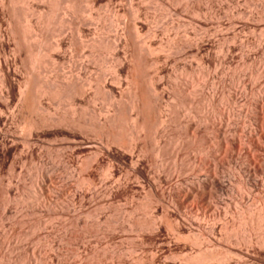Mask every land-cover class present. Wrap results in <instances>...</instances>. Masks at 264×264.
Instances as JSON below:
<instances>
[{"label": "rangeland", "instance_id": "374dc122", "mask_svg": "<svg viewBox=\"0 0 264 264\" xmlns=\"http://www.w3.org/2000/svg\"><path fill=\"white\" fill-rule=\"evenodd\" d=\"M14 1L17 2V0ZM14 1L12 0L11 5L9 2H6L8 5L6 4L3 11H0V38L3 37L0 39V59L3 60L4 57H9V59H7L9 60L8 63H10L8 67L11 74L9 72L10 75L8 77L16 79L13 82V80L11 81V78H9L12 86H15L12 90V94L9 96L10 100L7 102L10 109L14 110L15 104H18L17 91L15 88L19 82H22V77L26 76L27 71V68L24 67L25 56L23 52L21 54L16 52L17 45H23L26 42L28 44V41H31L27 40L30 36L27 35L29 32L22 33L21 27H24V24L29 22V24L34 25L33 23L37 22V17L40 12L43 15V19L40 21L42 26H40L44 29V36L48 38H45L46 41L45 39H40V45L46 43L42 45L44 54L46 53L45 55L48 56L55 55L53 52L50 53L47 48L49 49L50 43L53 42L52 36L56 35L53 37L54 41H61L63 45L62 50L63 52H67L66 58H68L60 62V67H58L59 69L57 68L58 71L56 69V72L50 70L51 68L48 67L46 70L48 73L46 75L45 72V76L49 77V75L52 74L50 78L53 77V75L56 77L57 73V77H59L63 73L67 76L74 75V78L78 74V76H80L79 79H83L82 82L89 79L94 81L92 82L93 84H91L92 88L90 86L86 87L88 88L87 91L85 90L87 96L85 92L83 95L88 97L87 99L86 97L84 98L86 103L92 100L89 99V96L92 98L95 95L93 97V99H97L95 103L92 100L93 102L91 101L88 107V103H84L85 101L83 102L81 100L77 102L79 104H84V108L86 107V111H80L81 113L79 115L81 119L84 120L85 117L86 121V119L90 120L92 116L95 118L94 112L98 115L101 110H106V107L112 111L113 108L111 109L110 106L112 99L121 103L120 108L123 111V115L125 114V117L129 115L128 113L130 112L127 110L129 97L128 93H126L130 90L128 83L126 82V84L125 81H123L122 84L124 87L121 86L122 88H114L108 84L112 79V75H110L111 72L107 71V69H109V62L113 58V53L109 50V44L112 43V41L119 42L123 38L119 42V45H121L119 46L120 49L118 48L115 53L118 51V55L121 53L119 57L123 65L120 68V75L123 76L122 79H126V74H130L132 71V66L130 61H128V54L133 47L131 34L137 32V30L139 32H137V34L140 36L138 41L140 42L141 40V45L147 44L145 47L150 45V47L153 48L152 50L158 53V55L156 53L153 57L165 58L168 56V60H166V62H168L165 64L167 67L163 68L164 76L162 74L163 77L160 79L161 82L163 81V84L159 81L158 85L160 84L159 86L161 87H158L159 91L164 92L167 90L164 92V103L166 101L167 104L168 102L172 104L171 106L168 104L170 106V112L168 111L164 114L169 128H167V132L165 130L164 133L159 127H153L141 132H145L144 134H139L142 140L140 139V142L138 141V146L142 150H136V154L141 158L139 159L138 169H141L139 170L142 175H138L134 171V163H130L131 158L128 156L130 145L134 144L132 140H130L131 135L128 131H125L127 134L122 132L121 134H124L122 135V143L124 144L121 148L122 150L124 149V152L115 144L111 145V149L120 155L123 154L122 158L124 157L125 159V166L119 164L116 160L113 163H109L106 159H104V161L102 160L103 164L100 163L99 166L94 164V166L96 165L98 167H94L96 172H92V175H94L93 181L98 189H96V192L92 191L93 195L90 192H88V194L85 193L87 191L84 189L86 186L81 184V181L77 178L84 175V173H81L84 169L82 165L90 160L89 158L96 156L97 150H94L93 153L85 154L81 153L79 150L78 152L69 141L65 142L59 139V141L52 140L53 143L52 141H50V143L48 140L45 143H37L38 145L36 144L35 147V158L22 160L23 164L22 161H16V163H14L15 161H13L14 159L10 152L13 148L9 149V151L5 150L4 146L0 143V264H36L38 262L40 263V259L43 256H48L44 257V259L53 258V264H58L57 262L55 263V261L59 258H61V260L59 259L61 262L59 264H264V172H262L264 171V0H75L73 1L75 5H72L73 2L68 3L71 4V6L69 5L70 12L64 10L65 7H67L65 6L66 0H56V4L53 2V7L51 6L53 5L51 4L52 2L49 3L48 1L54 0H24V2L23 0H19L17 3L19 4L20 2L21 4L17 7L16 16L20 18L19 9L23 8L25 11H28V17L25 14L23 15L25 20L27 17L28 21H24V18L21 17L20 20L17 21L18 23L21 22L20 24L14 22L17 20L16 16L13 21V16H11L12 14L10 13L9 5L12 7L14 3L15 9L16 5H18L15 4ZM22 3H24V5ZM44 14L47 15L45 16ZM47 17H49V19H46ZM43 22L45 23L43 24ZM31 28L35 29L33 26ZM50 29H52L53 32L50 33V31H52ZM13 31L16 35L12 34ZM55 32L57 33L55 34ZM119 32L121 35L118 34ZM234 32L236 33L235 36H237L235 45L231 42V36H233ZM49 34L52 35L49 36ZM196 34H199L202 38L195 40ZM185 36H189L187 38L188 40H193L191 41V44H193L191 50H187L185 54L184 52L181 53L182 55H177L174 52L170 53L166 43L168 44V42L172 40L174 44L182 45L181 42H183L182 40ZM50 38L51 41H49ZM116 38L121 39L116 40ZM127 38H130V41ZM226 39L227 41H225ZM48 41L50 42L49 44ZM18 42L20 44H17ZM90 44L94 46L92 45V47ZM95 45L96 48H94ZM67 46L70 49H68ZM101 46L103 49H101ZM125 46L126 50L124 49ZM28 47L30 50L35 48L33 44L30 46L28 45ZM163 48H165V50ZM94 49L96 51H94ZM221 49H223V51H220ZM126 51L130 52L126 55L124 53ZM71 52L74 54H72V58L69 57V54L71 56ZM16 53L18 55H16ZM93 54H95L92 56L94 58L91 57ZM125 55L127 56L126 58H124ZM195 56L199 64H203L200 65L204 68L200 65L199 68L196 66L198 62ZM192 60H194V63ZM64 61L65 63H63ZM146 61V59L142 60L140 65H143L140 67L142 70L139 69L142 75L139 77L141 84L144 83L143 81L148 82L150 80L149 76L151 77L152 75V69L148 67L149 64L147 65ZM219 63L222 64L223 68L221 67L218 71H216V69L212 70ZM75 65L79 66V70ZM84 65L85 68L83 67ZM210 65L211 67H209ZM234 65L236 67L238 79L237 90L234 95L235 118L234 121L231 120L230 123H233L231 125L229 123V109L232 103L228 95L232 90L229 91V89H231V72L228 66L232 67ZM0 69L1 75V72H5L4 70H6V67H1ZM180 70H182V72ZM191 70L193 72H191ZM102 71H107V83H102V85H106H104L107 88H105L106 91H102L103 86L101 83H99L100 85L98 84V86H102L101 89L97 87L95 83V78H97ZM58 72L60 75H58ZM215 72L218 73L215 74ZM191 73L193 75H191ZM207 74L209 75L207 76ZM198 75L200 78H203L200 80ZM178 77L182 79H180L181 81L179 80L180 82L177 79ZM204 77L211 79L208 80L206 78V80ZM163 78L165 79L163 80ZM202 81L206 83L204 84ZM79 82L81 83V81ZM211 82H217L216 84L218 85L214 87L213 85L215 83H212V87H209L211 86ZM199 84L202 85L200 86ZM96 89H98V91ZM195 91L197 94L194 93ZM181 92L184 93L182 94ZM167 94H169V97ZM178 94L180 96H178ZM191 95H193V97H191ZM172 98L176 99V101ZM3 99L2 102H5V98ZM78 99L77 97V100ZM2 102L0 105L1 108H4L5 105L2 107ZM151 104L152 101H148L147 104L145 103V107L148 108H143L145 109V116L149 115V118L146 117L147 120L149 119V122H154V120H157L158 115L155 109H153L154 107H152L153 104ZM61 106L62 105H60V107ZM46 107H48V109L50 107L49 112L51 111L50 113L47 112L48 115H44L46 112L43 114L46 118L50 114L52 115V113L56 115V112H60L57 113V116L63 113L66 116L69 112L68 110V112L65 113V110L62 109H67L66 106L61 107L59 110V104L56 106L55 103H51V105L46 104ZM56 108L58 111H56ZM208 110L209 112L207 113ZM154 111L155 113H153ZM16 113L18 115L16 114L17 118H15L14 125H12V131L17 134L16 136L20 134L19 137H21L23 133L21 131V134L20 130H22L21 128L24 126H22V124H24L22 121H27V118H36V113L33 114V116L27 111L26 113H22V115L21 113ZM27 113L30 115L29 117H27ZM131 115L133 114L131 113ZM199 121H201V124L198 123ZM192 124H197L198 127H200L199 133L197 132V134H195L196 136H191L192 133L188 130V126ZM86 125L88 126V124ZM90 125L91 123L89 126ZM153 125L154 124H152V126ZM214 126L216 128H224L223 130H225V136L227 138V140L223 141L225 143H220L221 145L217 144L218 146L215 141L219 134L217 129L213 128ZM156 128L159 130L157 129V131ZM162 133L163 135H161ZM194 136L195 138L193 139ZM61 139L63 140V138ZM211 139H215L212 141L213 143L211 142V145L210 143L206 144L205 141H211ZM19 146L21 147V144H18V147ZM125 148H128V152L125 151ZM2 150L5 151L3 152ZM205 153H207L208 156H205L207 155ZM136 154L135 158H137ZM213 160H217L216 163ZM108 164H111V173L114 174L113 180L110 179V181L108 180L109 182L105 180L102 181V178H100L101 176L105 179L102 175L105 174L106 167L109 166ZM212 164L216 166V169L213 168L214 166ZM210 167L214 172L210 170ZM101 168H103V170ZM189 170H191L190 173ZM103 171L104 173H101ZM136 179L139 180L137 181ZM49 181L52 183H49ZM115 182L120 183V185ZM101 183H104V186ZM208 183L209 185H207ZM105 184L107 186H105ZM109 186L114 188L110 187L109 189ZM118 186L121 187L118 188ZM193 188H200L202 190H199L200 194L196 197L191 196L188 198L187 196H190L188 190L190 189L191 191ZM111 190L114 191L112 192ZM207 190H209L208 194L210 193L209 197L211 196V199L207 197ZM180 195L185 198H180ZM40 196L51 198L52 201L58 202L59 208L57 209L51 206L44 207L43 205L38 206L35 202L38 201ZM161 198L164 199V201ZM156 200H161L163 202L159 201L160 203L157 205ZM205 201H212L211 205L213 209L211 206H207ZM33 202L36 207H33L35 206ZM164 203L171 205L169 206L170 210L168 214L164 211V206H167ZM203 203H205V206ZM38 225L48 226L43 230L42 227ZM65 225H80V227L71 229L72 232H70V230L68 231L64 228ZM84 225H87V227L84 228ZM96 225H99V227H95ZM5 229L6 231H10L9 233H11V236H5ZM67 231L69 236L66 239L62 237L63 241H60L59 246H57L59 242L58 235H64ZM71 233L72 235L70 236ZM42 234H46V238L45 240L42 239L40 243L37 241L36 237ZM5 237L8 238V240ZM57 247L60 248V253L57 254L59 258L55 256ZM86 251L88 254L85 253ZM60 254L63 256L61 255L60 257ZM78 254H81V257ZM84 254H86V256ZM62 257L64 258L62 259ZM86 257L90 258L86 260ZM36 258L38 262L35 260ZM203 261L205 262L203 263ZM47 262V264H52L51 260L50 262L47 260Z\"/></svg>", "mask_w": 264, "mask_h": 264}, {"label": "bare ground", "instance_id": "6f19581e", "mask_svg": "<svg viewBox=\"0 0 264 264\" xmlns=\"http://www.w3.org/2000/svg\"><path fill=\"white\" fill-rule=\"evenodd\" d=\"M14 1V0H13ZM19 0H17V2H18ZM28 1V0H27ZM45 1V0H44ZM47 1V0H46ZM56 0H54V1H48L49 3H51V4H53V5H51L52 7L54 6V3L53 2H55ZM73 1H75V0H66V5L65 6H67V7H65V11H71V10H69L70 9V6H71V4H68V3H72ZM91 1V0H90ZM109 1V0H108ZM178 1V0H177ZM177 1H175V2H177ZM6 2H9V4L11 5V3H12V0H0V11H3V8L4 7H6V4L8 5V3H6ZM15 2V1H14ZM17 2H15V4H18ZM23 2H24V0H23ZM83 2V1H82ZM89 2V1H88ZM186 2V1H185ZM26 3V2H25ZM29 3V2H28ZM74 3V2H73ZM72 3V5H75V3L73 4ZM90 3V2H89ZM88 3V4H89ZM181 3V2H180ZM19 4H21L20 2H19ZM19 4L18 5H16V9H15V6H14V3H13V6L11 7L10 5H9V8H10V13L12 14L11 16H13V21H14V17L16 16V10H17V7H19ZM23 5H24V3H22ZM55 4H56V2H55ZM58 4V3H57ZM87 4V5H88ZM91 4V3H90ZM94 4V3H93ZM103 4V3H102ZM107 4V3H106ZM26 5V4H25ZM39 5V4H38ZM70 5V6H69ZM86 5V6H87ZM22 6V5H21ZM48 6V5H47ZM50 6V5H49ZM51 6H50V8H51ZM92 6V5H91ZM74 7V6H73ZM84 7V6H83ZM22 8V7H21ZM25 8V7H24ZM93 8V7H92ZM6 9V8H5ZM52 9V8H51ZM20 11H19V15H20V18L21 17H23L24 18V14L27 16L28 14H27V12L28 11H25V9H19ZM24 10V11H23ZM43 10V9H42ZM56 10V9H55ZM94 10V9H93ZM92 10V11H93ZM107 10V9H106ZM49 11V10H48ZM96 11H98V10H96ZM32 12V11H31ZM34 12V11H33ZM44 12V11H43ZM63 12V11H62ZM109 12V11H108ZM2 13H4V12H2ZM38 13V12H37ZM36 13V14H37ZM55 13V12H54ZM65 13V12H64ZM67 13V12H66ZM6 14H7V11H6ZM17 14V15H18ZM48 14V13H47ZM47 14H44L45 16L47 15ZM50 14H51V12H50ZM89 14V13H88ZM104 14V13H103ZM180 14V13H179ZM3 15V14H2ZM18 15V16H19ZM32 15H35V14H32ZM38 15V14H37ZM65 15V14H64ZM68 15V14H67ZM232 15H233V13H232ZM25 16V17H26ZM168 16V15H167ZM7 17H8V15H7ZM10 17V16H9ZM17 17V16H16ZM28 17V16H27ZM27 17H26V20L28 21V19H27ZM32 17V16H31ZM52 17V16H51ZM67 17V16H66ZM73 17V16H72ZM83 17V16H82ZM105 17H107V16H105ZM199 17V16H198ZM205 17V16H204ZM20 18H18L17 17V20L16 21H14V22H16V23H18L17 21L18 20H20ZM68 18V17H67ZM89 18V17H88ZM94 18V17H93ZM110 18V17H109ZM200 18V17H199ZM43 19V15L41 14V12L39 13V15H38V17H37V22H35V23H33L34 25H32V24H29V23H26L27 21L25 20V18L23 19L24 21H26L25 23L26 24H24V27H21V32L22 33H27V32H29V34L27 33V35H30L29 36V39H27V40H31V41H28L29 43L27 44V42L26 43H24L23 45H17V47H16V49H17V51L16 52H18V54H21L22 52H23V55L25 56V60H24V67L25 68H27V71H26V76L25 77H22L23 79H22V82L20 83L19 81V83H18V85H17V87L15 88L16 89V91H17V103L18 104H15V108H14V110H12V109H10V107L7 105V102H9V100H10V98H9V96L12 94V90H13V88L15 87V86H12V83L10 82V80H9V78H11V81L13 80V82H14V80H16V79H12V77H8L10 74H11V71H10V69H9V67H8V64H10V63H8V59H9V57H4L3 58V60L2 59H0V68L1 67H6V70H4L5 72H1V75H0V103L2 102V99L3 98H5V102L3 101L2 103H3V105H2V107L4 106V108H1V105H0V143L4 146V148H5V150H8L9 151V149H11V148H13V149H11L12 151H10L11 152V156H12V158L14 159L13 161H15L14 163H16V161H18V162H21L22 160H25V159H32L36 154H35V147H36V144L37 143H45V142H47L48 140H49V142L50 141H59V139L61 140V141H65V142H67V141H69L70 143H72L73 145H74V148L75 149H77V151L79 150V151H81V153H85V154H87V153H93V151L94 150H97L96 152V156H93V158H89L90 160H88V161H86V163L84 164V165H82L83 167H84V169L82 170V172L81 173H84V175H82L81 177L79 176L77 179H79V181H81V184H84L85 186H86V188H84V185H83V188L84 189H86L87 191L85 192L84 190H82V191H84L85 193H87L88 194V192H90L91 194H92V191H95L96 192V189H98V188H96V186H95V184H94V181H93V176L94 175H92V172H94L95 170H94V167L96 166V165H100V163H102V160L104 161V159H106V160H108L109 161V163L110 162H114L115 160L119 163V164H121V165H124L125 164V159H124V157L122 158V155H120V154H118V153H116V152H114L112 149H111V145L112 144H115V145H117V147H119V149L121 148V147H123V144L124 143H122L123 142V140H122V138H123V136L122 135H124V134H121L122 132L124 133L125 131H128L129 132V134L131 135V139L130 140H132V143H134V144H132V145H130L131 147H130V150H129V152H128V148L125 150V151H127L128 152V156H130V158H131V162L130 163H134V171L138 174V175H142L141 174V169L139 170L138 169V163H139V159H141V158H139V156L136 154L137 152H136V150L138 151V149L139 150H142L138 145H139V142H140V136H139V134L141 133V132H143L144 130H148V128L150 129V128H153V127H159V128H161L162 130L161 131H163L164 133H165V130H166V132H167V130L169 129L168 128V123H167V121L165 120V117H164V114H165V112H168L169 110H170V106H171V104H169V102H168V104L170 105H168L167 103H166V101H165V103H164V99H163V97H164V95H165V93L164 92H166V91H159V87H161V86H159L158 85V82L160 81V79L164 76V74H163V68L165 67H167L165 64L168 62H166V60H168L167 58H168V56L167 57H163V58H159V57H153V55H156V53L157 52H154V50H152L153 48H151L150 47V45L148 46V47H145V46H147V44H145V43H143V44H145V45H141V40H140V42L138 41L140 38V36H138V34H137V32H138V30H137V32H134V33H132L131 34V40H132V48L130 49L129 47V49L131 50V52L130 51H126V52H124L126 55H127V53H129L128 54V56H129V60L128 61H130V64H131V68H132V71H131V73L130 74H128L127 72V76H125L126 77V79L124 78V79H122L123 78V76H121L120 74V68L122 67V62H121V59H120V57H119V55L121 54H119L118 55V52L117 53H115L117 50H118V48H119V46H121V45H119V42L123 39H118V38H116V40H120L119 42L118 41H112V43H110L109 45H110V51L113 53V58L111 59V61L109 62V69H107V71H110L111 72V74L110 75H112V79H111V81L108 83L110 86H113L114 88H122L121 86H123L124 87V85L122 84L123 83V81H125V83L127 82L128 83V85L130 86H127V87H129L130 88V90H128V92H126V90H125V92L126 93H128V97H129V105L127 106L128 108H127V110H129V112L130 113H128L129 115L127 116V117H125L124 115H123V111H122V109L120 108V106H121V103L120 102H118V101H115V99H112V101H111V109L113 108V110L111 111V110H109V108L108 107H106L107 109L106 110H101V112L100 113H98V115L97 114H95V112L94 111H92V112H94V116H95V118L93 117H90V120L88 119H86V121H85V117H84V120L83 119H81V117H80V111H86L85 110V108L83 107V105L84 104H79V103H77L78 101L80 102L81 100L84 102L85 101V97L87 96V93L85 92V90L87 91V89L88 88H86L87 86L89 87H91V84H93L92 82H94V81H91L90 79L89 80H85V81H83L82 82V80L81 79H79L80 78V76H78V74H77V76H75L74 78H73V76H67V75H65V74H63L62 72V75H60L59 74V72H58V75H60L59 77H57V73H56V77L53 75V77H55V78H53V77H51L50 78V75H52V74H48L49 75V77H47V76H45V72H46V75H47V73H48V71H46L47 70V68L49 67V68H51L50 70H53V71H55L56 72V69L58 68V67H60L59 66V64H61L60 62L62 61V60H65V58L67 57V52L65 51V52H63V45L61 44V41H59V40H56V41H54V38L53 37H55L56 35H54V36H52V40H53V42L52 43H50L49 41H51V38H50V40L48 41V44L50 43V48L48 49L47 48V50H49V52L50 53H54L55 55L54 56H56V57H54L53 55L52 56H48V55H45L44 54V51H43V49H42V45L43 44H46V43H43L42 45H40V39H45V38H47V37H45L44 36V29H42V25L40 24L41 22V20ZM46 19H49V17H47ZM45 19V20H46ZM84 19V18H83ZM105 19V18H104ZM218 19V18H217ZM4 20V19H3ZM11 20V19H10ZM34 20H35V18H34ZM62 20V19H61ZM60 20V21H61ZM64 20V19H63ZM89 20V19H88ZM122 20V19H121ZM219 20V19H218ZM217 20V21H218ZM36 21V20H35ZM51 21H52V18H51ZM65 21V20H64ZM119 21V20H118ZM3 22V21H2ZM8 22V21H7ZM77 22V21H76ZM105 22V21H104ZM219 22V21H218ZM21 23V22H20ZM20 23H18V24H20ZM45 22H43V24H44ZM50 23V22H49ZM57 23V22H56ZM197 23V22H196ZM11 24H12V22H11ZM10 24V25H11ZM18 24H17V26H18ZM27 24H29L30 25V28H29V25H27ZM78 24V23H77ZM85 24V23H84ZM119 24V23H118ZM177 24H179V23H177ZM191 24V23H190ZM193 24V23H192ZM216 24H218V23H216ZM14 25V24H13ZM33 26V28H35V29H32L31 27ZM41 25V26H40ZM58 25V24H57ZM73 25V24H72ZM105 25V24H104ZM183 25V24H182ZM233 25V24H232ZM2 26V25H1ZM20 26H22V25H20ZM20 26H19V28H20ZM47 26H49V25H47ZM50 26H52V25H50ZM102 26V25H101ZM109 26V25H108ZM114 26V25H113ZM230 26V25H229ZM234 26V25H233ZM9 27V26H8ZM14 27V26H13ZM106 27V26H105ZM172 27V26H171ZM203 27V26H202ZM11 28V27H10ZM49 28V27H48ZM70 28V27H69ZM82 28V27H81ZM193 28V27H192ZM234 28V27H233ZM47 29V28H46ZM94 29V28H93ZM122 29V28H121ZM137 29H138V27H137ZM172 29V28H171ZM214 29V28H213ZM8 30V29H7ZM16 30V29H15ZM14 30V31H15ZM23 30V31H22ZM50 30H52V29H50ZM56 30V29H55ZM63 30V29H62ZM210 30V29H209ZM216 30V29H215ZM231 30V29H230ZM2 31V30H1ZM13 31V32H14ZM19 31V30H18ZM49 31V30H48ZM101 31V30H100ZM135 31V30H134ZM170 31V30H169ZM188 31H189V27H188ZM218 31V30H217ZM220 31H222V30H220ZM9 32V31H8ZM12 32V34H14V35H16V33L14 32L13 33ZM20 32V31H19ZM42 32V33H41ZM51 32H53V30L52 31H50V33ZM92 32V31H91ZM106 32V31H105ZM118 32V31H117ZM121 32H122V30H121ZM216 32V31H215ZM231 32H233V31H231ZM21 33V34H22ZM46 33H47V31H46ZM57 32H55V34H56ZM68 33V32H67ZM123 33V32H122ZM125 33H126V31H125ZM139 33V32H138ZM229 33V32H228ZM235 33V32H234ZM233 33V36H231L232 37V39H231V42L235 45V40H236V37L237 36H235L236 35V33L234 34ZM11 34V36H13ZM79 34V33H78ZM117 34V33H116ZM118 34H120V32L118 33ZM146 34V33H145ZM194 34V33H193ZM200 34V33H199ZM199 34H196V36H195V40H199L200 38H202ZM216 34H217V32H216ZM220 34V33H219ZM3 35V34H2ZM8 35V34H7ZM20 35V34H19ZM50 35H52V34H49V36ZM82 35V34H81ZM121 35V34H120ZM128 35V34H127ZM140 35V34H139ZM154 35H155V32H154ZM210 35V34H209ZM1 36V35H0ZM21 36V35H20ZM23 36V35H22ZM46 36H48V35H46ZM109 36V35H108ZM119 36V35H118ZM124 36V35H123ZM122 36V37H123ZM142 36V35H141ZM148 36V35H147ZM16 37V36H15ZM26 37H28V36H26ZM115 37V36H114ZM120 37V36H119ZM149 37V36H148ZM147 37V38H148ZM189 37V36H188ZM188 37H184L183 38V42H181V44L182 45H180V44H178V45H176V44H174V41H172V40H170L169 42H168V44L166 43V45H167V49L169 50V52L170 53H175V54H181V53H183L184 52V54H185V52L187 51V50H191V48H192V45L193 44H191V41H193V40H188L187 38ZM3 38V37H2ZM2 38H0V39H2ZM13 38H14V36H13ZM24 38V37H23ZM126 38V37H125ZM144 38V37H143ZM145 38H146V36H145ZM153 38V37H152ZM221 38V37H220ZM224 38V37H223ZM48 39V38H47ZM59 39V38H58ZM128 39V38H127ZM130 39V38H129ZM128 39V40H129ZM9 40V39H8ZM15 40V39H14ZM75 40V39H74ZM145 40V39H144ZM169 40V39H168ZM1 41V40H0ZM3 41V40H2ZM10 41V40H9ZM18 41V40H17ZM45 41H46V39H45ZM86 41V40H85ZM130 41V40H129ZM151 41V40H150ZM158 41V40H157ZM181 41V40H180ZM225 41H227V39L225 40ZM230 41V40H229ZM3 42H6V41H3ZM21 42V41H20ZM44 42V41H43ZM75 42H76V40H75ZM102 42V41H101ZM107 42V41H106ZM124 42V41H123ZM126 42V41H125ZM23 43V42H22ZM42 43V42H41ZM95 43V42H94ZM93 43V44H94ZM122 43V42H121ZM120 43V44H121ZM126 43H128V44H130L129 42H126ZM193 43V42H192ZM230 43V42H229ZM7 44H8V41H7ZM17 44H20L19 42L17 43ZM34 45V49L33 50H30V48L28 47V45L30 46V45ZM47 44V45H48ZM64 44V43H63ZM67 44V43H66ZM82 44V43H81ZM84 44H86V43H84ZM92 44V45H93ZM102 44V43H101ZM150 44V43H149ZM160 44V43H159ZM165 44V43H164ZM194 44H196V43H194ZM205 44V43H204ZM216 44V43H215ZM227 44V43H226ZM231 44V43H230ZM16 45V44H15ZM65 45V44H64ZM80 45V44H79ZM91 45V44H90ZM91 45V46H92ZM98 45V44H97ZM123 45V44H122ZM163 45V44H162ZM162 45H161V47H162ZM222 45V44H221ZM234 45H233V47H234ZM237 45V44H236ZM13 46V45H12ZM94 46V45H93ZM92 46V47H93ZM103 46V45H102ZM102 46H101V49H103L102 48ZM106 46V45H105ZM157 46V45H156ZM196 46V45H195ZM2 47V46H1ZM66 47V46H65ZM68 47V46H67ZM99 47V46H98ZM164 47H165V45H164ZM227 47V46H226ZM230 47V46H229ZM12 48V47H11ZM94 48H96V45H95V47ZM105 48V47H104ZM127 48V49H128ZM151 48V49H150ZM211 48V47H210ZM231 48V47H230ZM9 49V48H8ZM66 49V48H65ZM68 49H70L69 47H68ZM90 49V48H89ZM93 49V48H92ZM98 49V48H97ZM120 49V48H119ZM125 50H126V46H125V48H124ZM156 49H157V47H156ZM155 49V50H156ZM159 49H160V47H159ZM159 49H158V51H159ZM164 50H165V48H163ZM166 49V50H167ZM76 50V49H75ZM161 50H162V48H161ZM167 50V51H168ZM226 50H228V49H226ZM14 51V50H13ZM91 51V50H90ZM93 51V50H92ZM94 51H96L95 49H94ZM109 51V52H110ZM123 51V50H122ZM163 51V50H162ZM209 51V50H208ZM219 51V50H218ZM220 51H223V49H221ZM1 53V52H0ZM5 53V52H4ZM66 53V54H65ZM101 53V52H100ZM104 53V52H103ZM154 53V54H153ZM194 53V52H193ZM226 53V52H225ZM17 53H16V55H18ZM69 54V53H68ZM73 54V52H71V56H70V54H69V57H71L72 58V56L74 55H72ZM88 54V53H87ZM91 54V53H90ZM169 54V53H168ZM190 54V53H189ZM207 54V53H206ZM216 54V53H215ZM221 54H223V53H221ZM237 54V53H236ZM4 55V54H3ZM81 55V54H80ZM95 54H93V55H91V57L92 56H94ZM101 55V54H100ZM102 55H104V54H102ZM109 55V54H108ZM125 55V57L124 58H126L127 56ZM157 55H158V53H157ZM164 55V54H163ZM177 55H175V56H177ZM182 55V54H181ZM209 55V54H208ZM226 55V54H225ZM235 55V54H234ZM1 56V55H0ZM15 56V55H14ZM172 56V55H171ZM174 56V57H175ZM193 56V55H192ZM85 57V56H84ZM99 57V56H98ZM108 57V56H107ZM182 57V56H181ZM186 57V56H185ZM233 57V56H232ZM8 58V59H7ZM13 58V57H12ZM11 58V59H12ZM87 58V57H86ZM92 58H94V57H92ZM180 58V57H179ZM194 58V57H193ZM192 58V59H193ZM195 58H196V56H195ZM211 58V57H210ZM215 58V57H214ZM68 58H66V60H67ZM79 59V58H78ZM85 59V58H84ZM143 59H146L147 61V65H148V67L149 68H151L152 69V75H151V77L149 76V78H150V80L148 81V82H145V81H143L144 83H140L141 81L139 80V77H140V75H141V72H140V70L139 69H141L140 67H142V66H140L141 65V62H142V60ZM216 59V58H215ZM14 60H15V58H14ZM69 60H70V58H69ZM69 60H68V62H69ZM74 60V59H73ZM97 60V59H96ZM122 60H125V59H122ZM196 60H197V58H196ZM128 61H126V62H128ZM145 61V60H144ZM143 61V62H144ZM178 61V60H177ZM176 61V62H177ZM182 61V60H181ZM190 61V60H189ZM193 61V63H194V60H192ZM200 61V60H199ZM203 61V60H202ZM67 62V61H66ZM77 62V61H76ZM95 62V61H94ZM149 62V63H148ZM197 62H198V60H197ZM63 63H65V61L63 62ZM74 63V62H73ZM78 63V62H77ZM80 63V62H79ZM100 63V62H99ZM98 63V64H99ZM174 63V62H173ZM239 63V62H238ZM172 64V63H171ZM170 64V65H171ZM197 65L196 66H198V68H199V65L200 64H202V63H200L199 64V62L198 63H196ZM236 64V63H235ZM64 65V64H63ZM77 65V64H76ZM75 65V66H76ZM189 65V64H188ZM203 65V64H202ZM202 65H200V66H202ZM207 65H209V64H207ZM215 65V64H214ZM74 66V67H75ZM97 66V65H96ZM125 66V65H124ZM129 66V65H128ZM12 67V66H11ZM71 67V66H70ZM76 67H78V70H79V66H76ZM84 68H85V65L83 66ZM145 67V66H144ZM170 67H172V66H170ZM184 67V66H183ZM203 67V66H202ZM201 67V68H202ZM208 67V66H207ZM209 67H211V65L209 66ZM223 68V66H222V64L221 63H219L218 65H216L215 66V68H213L212 70H214V69H216V71H218L220 68ZM87 68V67H86ZM102 68V67H101ZM100 68V69H101ZM130 68V67H129ZM130 68V69H131ZM204 68V67H203ZM228 68H229V71L231 72V74H230V77H231V79H230V81H231V89H229V91L230 90H232V91H230L229 92V95H228V97L230 98V101H231V103H232V105L230 106V109H229V113H230V118H229V123L231 122V120L232 121H234V113H235V109H234V104H235V102H234V95H235V91L237 90L236 88H237V76L238 75H236L237 73V71H236V67H235V65L234 66H232V67H230V66H228ZM15 69V68H14ZM59 69V68H58ZM58 69H57V71H58ZM126 69V68H125ZM145 69H147V68H145ZM181 69V68H180ZM190 69V68H189ZM3 70V69H2ZM18 70V69H17ZM81 70V69H80ZM83 70V69H82ZM142 70V69H141ZM148 70V69H147ZM173 70V69H172ZM184 70V69H183ZM195 70V69H194ZM200 70V69H199ZM203 70V69H202ZM0 71H1V69H0ZM21 71V70H20ZM53 71H51L52 73H54ZM66 71V70H65ZM107 71H102L101 72V74L97 77V78H95V83L97 84V87H99L100 89H101V87L103 88L102 89V91L103 90H105V84L107 83V79H106V72ZM167 71V70H166ZM181 72H182V70H180ZM196 71V70H195ZM201 71V70H200ZM199 71V72H200ZM209 71H210V69H209ZM221 71V70H220ZM226 71V70H225ZM9 72H10V74H9ZM13 72H15V71H13ZM88 72V71H87ZM123 72V71H122ZM143 72V71H142ZM169 72V71H168ZM180 72V73H181ZM185 72V71H184ZM191 72H193L192 70H191ZM198 72V71H197ZM212 72H214V71H212ZM229 72V73H230ZM264 72V71H263ZM74 73V72H73ZM96 73V72H95ZM173 73V72H172ZM201 73V72H200ZM206 73V72H205ZM216 73H218V72H215V74ZM15 74V73H14ZM55 74V73H54ZM143 74V73H142ZM162 74H163V76H162ZM178 74V73H177ZM184 74V73H183ZM215 74H212V75H215ZM222 74H223V72H222ZM149 75V74H148ZM191 75H193L192 73H191ZM195 75V74H194ZM203 75H204V73H203ZM202 75V76H203ZM206 75V74H205ZM209 74H207V76H208ZM211 75V76H212ZM257 75V74H256ZM263 75V74H262ZM82 76V75H81ZM142 76V75H141ZM144 76V75H143ZM147 76V75H146ZM168 76V75H167ZM201 76V77H202ZM219 76V75H218ZM217 76V77H218ZM223 76V75H222ZM222 76H221V79H222ZM251 76V75H250ZM21 77V76H20ZM78 77V78H77ZM83 77V76H82ZM166 77V76H165ZM174 77V76H173ZM181 77V76H180ZM192 77V76H191ZM197 77V76H196ZM198 77H199V75H198ZM197 77V78H198ZM254 77H255V75H254ZM92 78V77H91ZM143 78V77H142ZM142 78H140V79H142ZM168 78V77H167ZM183 78V77H182ZM200 78V77H199ZM203 78V77H202ZM202 78H200V80L202 79ZM207 79H208V77H206ZM205 77H204V79H206ZM253 78V77H252ZM85 79V78H84ZM106 79V80H105ZM165 78H163V80H164ZM175 79V78H174ZM178 79V81L181 79V78H177ZM177 79H175V80H177ZM190 79V78H189ZM195 79V78H194ZM206 79V80H207ZM211 79V78H210ZM210 79H208V80H210ZM220 79V78H219ZM229 79V78H228ZM81 81V83L79 82V81ZM94 80V79H93ZM103 80H105V81H103ZM139 80V81H138ZM143 80V79H142ZM182 80V79H181ZM180 80V81H181ZM192 80H193V78H192ZM196 80V79H195ZM195 80H194V82H195ZM262 80V79H261ZM109 81V80H108ZM174 81V80H173ZM179 81V82H180ZM214 81H215V79H214ZM240 81V80H239ZM161 82V81H160ZM169 82V81H168ZM178 82V83H179ZM184 82V81H183ZM183 82H181V83H183ZM203 83H204V81H202ZM16 83V84H17ZM99 83H101V85H102V83H105V84H103L101 87L100 86H98V84ZM126 83V84H127ZM162 84H163V81L161 82ZM165 83V82H164ZM167 83V82H166ZM173 83H175V82H173ZM196 83V82H195ZM206 83V82H205ZM204 83V84H205ZM212 83L213 82H211V86H209V87H212ZM215 83V82H214ZM213 83V84H214ZM217 83V82H216ZM214 84L213 86L214 87H216L215 85H218V84ZM15 84V85H16ZM180 84V83H179ZM100 85V84H99ZM105 85V86H104ZM175 85V84H174ZM185 85H188V84H185ZM192 85V84H191ZM194 85V84H193ZM200 85V84H199ZM202 85V84H201ZM200 85V86H201ZM159 86V87H158ZM179 86V85H178ZM182 86H183V84H182ZM186 87V86H185ZM198 87V86H197ZM253 87V86H252ZM92 88V87H91ZM98 88V89H99ZM128 88V89H129ZM164 88V87H163ZM181 88V87H180ZM184 88V87H183ZM194 88V87H193ZM35 89H36V91H35ZM90 89V88H89ZM98 89H96L97 91H98ZM107 89V88H106ZM166 89V88H165ZM168 89V88H167ZM175 89H176V86H175ZM198 89H199V87H198ZM197 89V90H198ZM213 89V88H212ZM215 89V88H214ZM162 90V89H161ZM174 90V89H173ZM185 90V89H184ZM193 90V89H192ZM90 91H91V89H90ZM97 91H96V93H97ZM106 91V90H105ZM108 91V90H107ZM175 91V90H174ZM179 91V90H178ZM194 91V90H193ZM201 91V90H200ZM209 91V90H208ZM208 91H207V93H208ZM84 92L86 93V96H84L83 94H84ZM117 92V91H116ZM108 93V92H107ZM123 93H124V90H123ZM170 93H171V91H170ZM180 93V92H179ZM182 94L184 93V92H181ZM195 94H197V92L195 91L194 92ZM101 94V93H100ZM177 94V93H176ZM181 94V95H182ZM89 95H90V93H89ZM98 95H99V93H98ZM168 95V97H169V94H167ZM174 95V94H173ZM186 95V94H185ZM207 95V94H206ZM213 95V94H212ZM16 96V95H15ZM95 96V95H94ZM93 96V97H94ZM106 96V95H105ZM175 96H177V95H175ZM178 96H180L179 94H178ZM183 96V95H182ZM224 96V95H223ZM77 97L79 98L78 100H77ZM93 97L91 98V96H89V99H92L93 101H94V103H95V101L97 100H95V98L93 99ZM97 97V96H96ZM125 97V96H124ZM127 97V98H128ZM167 97V96H166ZM189 97V96H188ZM191 97H193V95H191ZM199 97V96H198ZM212 97V96H211ZM236 97V96H235ZM88 97H86V99H87ZM174 98V97H173ZM172 98V99H173ZM176 98H178V97H176ZM187 98V97H186ZM204 98V97H203ZM61 99H63V100H61ZM122 99V98H121ZM150 99V100H149ZM189 99H190V97H189ZM202 99V98H201ZM4 100V99H3ZM7 100V101H6ZM92 100H90L89 101V103H88V107L90 106L89 104H90V102L92 101ZM105 100H107V99H105ZM104 100V101H105ZM114 100V101H113ZM118 100V99H117ZM146 100H147V102H146ZM169 100V99H168ZM173 100H175L176 101V99H173ZM207 100V99H206ZM92 101V102H93ZM148 101H152V104H153V106L152 107H154L153 109H155V111L157 112V115H158V117H157V120H154V122H149L148 120H147V118L146 117H148L149 115H147V116H145V113H144V110L145 109H147L145 106V103L147 104L148 103ZM171 101V100H170ZM205 101V100H204ZM12 102V101H11ZM171 102H173V101H171ZM51 103H55L56 104V106H57V104H59V110H60V108L61 107H64V106H66V108L67 109H65V108H62L63 110H65V113L66 112H68V110H69V112L67 113V114H69V115H67L66 114V116L64 115V113L63 114H59V116H57L58 114L57 113H60V112H56V111H58V109L56 108V115H53V113H52V115L50 114L49 116H47V118H46V116H44V115H48V113L47 112H49V109H50V107H49V109H48V107H46V104L47 105H51ZM84 103H86V101L84 102ZM86 103V104H87ZM174 103V102H173ZM176 103V102H175ZM197 103V102H196ZM212 103V102H211ZM93 104V103H92ZM151 104V105H152ZM217 104V103H216ZM228 104V103H227ZM60 105H62L61 107H60ZM64 105V106H63ZM82 105V106H81ZM209 105V104H208ZM93 106V105H92ZM91 106V107H92ZM197 106V105H196ZM206 106V105H205ZM87 107V108H88ZM145 109H144V108ZM194 107V106H193ZM208 107V106H207ZM236 107V106H235ZM12 108V107H11ZM83 108H84V110H83ZM143 109V111H142V109ZM182 108V107H181ZM214 108V107H213ZM219 108V107H218ZM12 110V111H10V110ZM105 109V108H104ZM183 109V108H182ZM196 109V108H195ZM63 110H61V111H63ZM203 110V109H202ZM205 110V109H204ZM26 111L27 112H29V114L31 113L32 114V116H33V114H35L36 113V118H31V119H28L27 118V121L25 122V121H22V122H24V124H22V128H21V125H20V128L22 129V130H20V133H21V131H22V135H21V137H19V135L20 134H18V136H16L17 134L15 133V132H13L12 131V125H14V121H15V118H17L16 116L18 115L16 112H18V113H21V115H22V113H26ZM126 111V110H125ZM148 111V110H147ZM155 111L153 112V113H155ZM206 111V110H205ZM260 111V110H259ZM46 112V113H45ZM51 112V111H50ZM49 112V113H50ZM88 112H89V109H88ZM149 112V111H148ZM170 112V111H169ZM181 112V111H180ZM209 112V110L207 111V113ZM227 112V111H226ZM45 113V114H44ZM84 113V112H83ZM97 113V112H96ZM131 113L133 114V115H131ZM151 113H152V111H151ZM181 113H183V112H181ZM203 113H205V112H203ZM17 114V115H16ZM44 114V115H43ZM55 114V113H54ZM149 114H150V112H149ZM168 114H170V113H168ZM167 114V115H168ZM179 114V113H178ZM184 114V113H183ZM191 114V113H190ZM196 114V113H195ZM198 114V113H197ZM227 114V113H226ZM225 114V115H226ZM20 115V116H21ZM23 115H25V114H23ZM82 115V114H81ZM156 115V114H155ZM182 115V114H181ZM30 115H28V113H27V117H29ZM63 116H65V117H63ZM83 116V115H82ZM91 116V115H90ZM190 116V115H189ZM216 116V115H215ZM24 117H26V116H24ZM23 117V118H24ZM66 117H68V118H66ZM209 117V116H208ZM23 118H21V119H23ZM92 118V119H91ZM125 118H127V119H125ZM149 118V117H148ZM182 118H184V117H182ZM167 119V118H166ZM179 119V118H178ZM177 119V120H178ZM193 119V118H192ZM196 119V118H195ZM203 119H204V117H203ZM18 120H20V119H18ZM83 120V121H82ZM168 120V119H167ZM174 120V119H173ZM191 120V119H190ZM194 120V119H193ZM214 120V119H213ZM16 121H17V119H16ZM89 121V122H88ZM150 121H151V119H150ZM169 122V121H168ZM180 122V121H179ZM187 122V121H186ZM192 122V121H191ZM201 121H199L198 123H200ZM209 122V121H208ZM211 122H212V120H211ZM237 122V121H236ZM17 123V122H16ZM15 123V124H16ZM20 123V122H19ZM91 123V125L89 126V124ZM150 123H152V124H154L153 126H152V124H150ZM175 123V122H174ZM188 123V122H187ZM215 123V122H214ZM258 123V122H257ZM263 123V122H262ZM86 124H88V126L86 125ZM201 124V123H200ZM231 125L233 124V123H230ZM170 125V124H169ZM174 125V124H173ZM207 125H209V124H207ZM200 126V125H199ZM209 126H211V125H209ZM234 126V125H233ZM19 127V126H18ZM18 127H16V128H18ZM179 127V126H178ZM182 127V126H181ZM15 128V127H14ZM168 128V129H167ZM171 128V127H170ZM200 127H198V125L197 124H192V125H190V126H188V130H189V132L190 133H192V135L191 136H193V135H195V134H197V132L199 133V131H200V129H199ZM214 129L216 128L215 126L213 127ZM235 128V127H234ZM155 129V128H154ZM158 128H156V130H157ZM174 129H175V127H174ZM217 129V131H218V138H217V140L215 141V143H216V145L218 144H222V143H225V142H223V141H225V140H227V138H226V136H225V130H223L222 128H216ZM263 129V128H262ZM124 130V131H123ZM159 130V129H158ZM157 130V131H158ZM227 130V129H226ZM150 131V130H149ZM202 131V130H201ZM151 132V131H150ZM170 132V131H169ZM208 132H210V131H208ZM227 132V131H226ZM264 132V131H263ZM126 133V132H125ZM145 133V132H144ZM144 133H141V134H144ZM213 133V132H212ZM127 134V133H126ZM140 134V135H141ZM129 135V136H130ZM150 135V134H149ZM160 135V134H159ZM161 135H163V133L161 134ZM146 136V135H145ZM196 136V135H195ZM195 136L193 137V139L195 138ZM204 136V135H203ZM207 136V135H206ZM209 136V135H208ZM155 137V136H154ZM236 137V136H235ZM61 138H63V140L61 139ZM200 138V137H199ZM203 138V137H202ZM206 138V137H205ZM145 139V138H144ZM160 139V138H159ZM179 139V138H178ZM187 139V138H186ZM210 139V138H209ZM142 140V139H141ZM163 140H165V139H163ZM177 140V139H176ZM181 140V139H180ZM213 140H215V139H213ZM212 139H211V141L210 140H207V141H205L206 142V144L207 143H210V145L213 143L212 141H213ZM53 141H52V143H53ZM139 141V142H138ZM157 141V140H156ZM194 141V140H193ZM202 141V140H201ZM200 141V142H201ZM137 142H138V144H137ZM171 142V141H170ZM178 142V141H177ZM190 142V141H189ZM204 142V141H203ZM212 142V143H211ZM51 143V142H50ZM62 143V142H61ZM145 143V142H144ZM153 143H155V142H153ZM191 143V142H190ZM194 143V142H193ZM192 143V144H193ZM18 144H21V147L19 146L18 147ZM68 144V143H67ZM72 144H70V145H72ZM159 144V143H158ZM170 144V143H169ZM202 144V143H201ZM205 144V143H204ZM220 144V145H221ZM231 144V143H230ZM239 144V143H238ZM38 145V144H37ZM203 145V144H202ZM217 145V146H218ZM2 146V147H3ZM43 146V145H42ZM63 146V145H62ZM165 146V145H164ZM201 146V145H200ZM204 146H206V145H204ZM204 146H202L203 148H204ZM1 147V148H2ZM10 147V148H9ZM68 147V146H67ZM116 147V146H115ZM128 147V146H127ZM158 147V146H157ZM206 147H208V146H206ZM221 147V146H220ZM224 147V146H223ZM172 148H173V146H172ZM210 148V147H209ZM159 149V148H158ZM176 149V148H175ZM181 149V148H180ZM204 149H206V148H204ZM203 149V150H204ZM215 149V148H214ZM213 149V150H214ZM221 149V148H220ZM4 150V151H5ZM120 150H122V148L120 149ZM124 150V149H123ZM122 150V152H124ZM208 150V149H207ZM3 151V150H2ZM3 151V152H4ZM78 151V152H79ZM160 151V150H159ZM206 151V150H205ZM218 151H219V149H218ZM215 152H216V150H215ZM214 152V153H215ZM220 152V151H219ZM5 153H7V152H5ZM140 153H141V151H140ZM158 153V152H157ZM191 153H193V152H191ZM208 153V152H207ZM207 153H205V154H207ZM38 154V153H37ZM127 154V153H126ZM135 154L137 155V158H135ZM228 154V153H227ZM237 154V153H236ZM5 155V154H4ZM190 155V154H189ZM192 155V154H191ZM201 155V154H200ZM211 155V154H210ZM76 156V155H75ZM165 156V155H164ZM205 156H208V154L207 155H205ZM220 156V155H219ZM8 157V156H7ZM142 157H144V156H142ZM161 157H163V156H161ZM160 157V158H161ZM204 157V156H203ZM35 158V157H34ZM165 158V157H164ZM193 158V157H192ZM205 158H208V157H205ZM213 158V157H212ZM212 158H211V160H212ZM215 158H218V157H215ZM214 158V159H215ZM163 159V158H162ZM4 160V159H3ZM105 160V161H106ZM210 160V159H209ZM227 160V159H226ZM72 161V160H71ZM201 161V160H200ZM213 161H215V160H213ZM217 161V160H216ZM216 161H215V163H216ZM17 162V163H18ZM32 162V161H31ZM198 162V161H197ZM205 162V161H204ZM210 162V161H209ZM236 162V161H235ZM22 163H23V161H22ZM34 163V162H33ZM111 163V164H112ZM201 163V162H200ZM199 163V164H200ZM211 163V162H210ZM24 164V163H23ZM94 164H96L95 166H94ZM103 164V163H102ZM111 164L108 166V167H106V170H105V174H103L102 176H104L105 177V179H103V177H101L100 176V178H102V181L103 180H105V181H107V182H109L110 181V179H112L113 180V178H114V174H112L111 173V169H112V166H111ZM203 164V163H202ZM214 164V163H213ZM212 164V165H213ZM11 165V164H10ZM212 165H210V166H212ZM215 165V164H214ZM213 165V166H214ZM229 165H230V163H229ZM261 165V164H260ZM98 166H96V167H98ZM125 166V165H124ZM201 166V165H200ZM209 166V165H208ZM212 166V167H213ZM231 166V165H230ZM104 167V166H103ZM207 167V166H206ZM216 166H214L213 168L214 169H216L215 168ZM255 167V166H254ZM105 168V167H104ZM193 168V167H192ZM251 168H253V167H251ZM13 169V168H12ZM15 169V168H14ZM102 170H103V168H101ZM133 169V168H132ZM195 169H197V168H195ZM121 170V169H120ZM204 170H206V169H204ZM210 170L212 171L213 169H211V167H210ZM221 170V169H220ZM261 170V169H260ZM100 171V170H99ZM116 171V170H115ZM190 171L191 170H189V173H190ZM195 171V170H194ZM203 171V170H202ZM202 171H201V173H202ZM235 171V170H234ZM96 172V171H95ZM213 172H214V170H213ZM212 172V173H213ZM251 172V171H250ZM254 172V171H253ZM262 172H264V171H262ZM99 173V172H98ZM101 173H104V171L103 172H101ZM197 173H198V171H197ZM200 173V174H201ZM80 174V173H79ZM193 174V173H192ZM263 174V173H262ZM186 175V174H185ZM218 175V174H217ZM254 175V174H253ZM42 176V175H41ZM49 176H51V175H49ZM99 176V175H98ZM194 176V175H193ZM196 176V175H195ZM212 176V175H211ZM220 176V175H219ZM258 176V175H257ZM262 176V175H261ZM138 177V176H137ZM161 177V176H160ZM200 177V176H199ZM198 177V178H199ZM208 177V176H207ZM221 177V176H220ZM145 178V177H144ZM194 178V177H193ZM214 178H216V177H214ZM51 179V178H50ZM133 179V178H132ZM197 179V178H196ZM207 179V178H206ZM256 179V178H255ZM109 180V181H108ZM137 181L139 180V179H136ZM152 180H153V178H152ZM205 180V179H204ZM213 180V179H212ZM218 180H219V177H218ZM238 180V179H237ZM259 180V179H258ZM264 180V179H263ZM78 181V182H79ZM100 181V180H99ZM104 181V182H105ZM116 181V180H115ZM118 181V180H117ZM158 181V180H157ZM208 181V180H207ZM220 181V180H219ZM119 182V181H118ZM116 183V184H119L120 185V183ZM129 182V181H128ZM40 183V182H39ZM49 183H52L51 181H49ZM106 183V182H105ZM124 183V182H123ZM139 183V182H138ZM153 183V182H152ZM158 183V182H157ZM161 183V182H160ZM196 183V182H195ZM202 183V182H201ZM213 183V182H212ZM220 183V182H219ZM102 184V183H101ZM104 184V183H103ZM102 184V185H103ZM107 184V183H106ZM105 184V186H107ZM197 184V183H196ZM232 184V183H231ZM234 184V183H233ZM262 184V183H261ZM78 185V184H77ZM100 185V184H99ZM158 185V184H157ZM207 185H209V183L207 184ZM213 185V184H212ZM227 185V184H226ZM263 185V184H262ZM44 186V185H43ZM104 186V185H103ZM114 186V185H113ZM141 186V185H140ZM161 186V185H160ZM193 186V185H192ZM206 186V185H205ZM40 187V186H39ZM47 187H48V184H47ZM110 187L111 186H109V189H110ZM119 187H121V186H118V188ZM193 187H195V186H193ZM216 187V186H215ZM81 188V187H80ZM111 188H114V187H111ZM152 188H154V187H152ZM214 188V187H213ZM37 189V188H36ZM41 189V188H40ZM155 189V188H154ZM208 189V188H207ZM38 190V189H37ZM101 190V189H100ZM104 190V189H103ZM158 190V189H157ZM199 190L201 191L202 189H194L193 188V190H191L190 191V189L188 190L189 191V193H190V196H187L188 198L189 197H196L197 195H199L200 194V192H199ZM217 190V189H216ZM98 191V190H97ZM109 191V190H108ZM112 191V190H111ZM114 191V190H113ZM112 191V192H113ZM208 191L209 190H207V194H208ZM39 192V191H38ZM231 192V191H230ZM47 193V192H46ZM89 193V194H90ZM153 193V192H152ZM49 194V193H48ZM111 194V193H110ZM184 194V193H183ZM182 194V195H183ZM203 194V193H202ZM210 194V193H209ZM209 194H208V196L207 197H209ZM230 194V193H229ZM234 194V193H233ZM81 195V194H80ZM84 195V194H83ZM93 195V194H92ZM108 195V194H107ZM189 195V194H188ZM45 196V195H44ZM44 196H40L39 198H38V201L37 202H35V204H37L38 206L39 205H43L44 207H49V206H51V207H55V208H59V203L58 202H54V201H52L51 200V198L49 199V198H45ZM50 196V195H49ZM85 196V195H84ZM110 196V195H109ZM114 196V195H113ZM157 196V195H156ZM164 196V195H163ZM181 196V195H180ZM81 197V196H80ZM184 196H181L180 198H183ZM186 197V198H187ZM89 198H91V197H89ZM164 198V197H163ZM185 198V197H184ZM187 198V199H188ZM210 199H211V196L209 197ZM232 198V197H231ZM111 199V198H110ZM151 199V198H150ZM160 199V198H159ZM162 199V198H161ZM187 199H186V201H187ZM192 199V198H191ZM194 199V198H193ZM208 199V198H207ZM163 201H164V199H162ZM179 200V199H178ZM205 200V199H204ZM31 201V200H30ZM33 201V200H32ZM157 201V200H156ZM160 202H163V201H161V200H159ZM159 201H157L156 203H157V205H158V203H160ZM189 201V200H188ZM221 201V200H220ZM233 201V200H232ZM149 202V201H148ZM206 202V201H205ZM155 203V202H154ZM167 203V202H166ZM166 203H164L165 205H167ZM169 203V202H168ZM211 203H212V201H207L206 202V205L207 206H211V208L213 209V207H212V205H211ZM33 204H34V202H33ZM34 204V205H35ZM145 204V203H144ZM149 204V203H148ZM161 204H163V203H161ZM160 204V205H161ZM204 204V206H205V203H203ZM214 204V203H213ZM217 204V203H216ZM32 205V204H31ZM179 205V204H178ZM181 205V204H180ZM215 205V204H214ZM218 205V204H217ZM237 205V204H236ZM38 206H37V208H38ZM43 206H41V207H43ZM143 206V205H142ZM162 206V205H161ZM169 206H171V205H167V206H164V208H165V210L164 211H166V214H168V212H169ZM175 206V205H174ZM220 206V205H219ZM33 207H36V205L35 206H33ZM50 207V208H51ZM81 207V206H80ZM157 207V206H156ZM160 207V206H159ZM184 207V206H183ZM54 208V209H55ZM162 208V207H161ZM193 208V207H192ZM206 208H208V207H206ZM34 209H36V208H34ZM147 209V208H146ZM210 209V208H209ZM264 210V209H263ZM151 211V210H150ZM153 211V210H152ZM154 211H156V210H154ZM163 211V212H164ZM214 211V210H213ZM218 211V210H217ZM135 212V211H134ZM216 213V212H215ZM200 219V218H199ZM204 220V219H203ZM12 226V225H11ZM10 226V227H11ZM39 227H42V229L43 230H45L46 229V227L48 226V225H38ZM56 226V225H55ZM60 226H62V225H60ZM85 227L84 228H86L87 227V225H84ZM80 227V225H65L64 226V228H66L68 231L70 230V232H72L71 231V229H76V228H79ZM95 227H99V225H96ZM5 228V227H4ZM41 229V228H40ZM12 230V229H11ZM68 231L64 234V235H58L59 236V242H58V244H57V246H59V244H60V241H63V238L62 237H64V239H66L68 236H69V233H68ZM74 231V230H73ZM10 231H6V229H5V236L6 237H8V236H11V233H9ZM72 235V233L70 234V236ZM5 237V238H6ZM45 238H46V234H42V235H38L37 237H36V239H37V241L38 242H40L42 239H44L45 240ZM7 240H8V238H6ZM43 240V241H44ZM2 241H3V239H2ZM5 242H6V240H5ZM9 243V242H8ZM41 243V242H40ZM39 243V244H40ZM9 245V244H8ZM0 247H1V245H0ZM5 249H7V248H5ZM54 251V250H53ZM201 252V251H200ZM207 252V251H206ZM55 253H56V257H58L59 258V255L57 256V254H59L60 253V248H56V251H55ZM85 253H87V251L85 252ZM88 254V253H87ZM1 255V254H0ZM7 255V254H6ZM61 255L62 254H60V257H61ZM79 255V254H78ZM85 256H86V254H84ZM90 255V254H89ZM202 255V254H201ZM42 256V255H41ZM63 256V255H62ZM80 257H81V254L79 255ZM85 256H84V258H85ZM88 256V255H87ZM2 257V256H1ZM4 257V256H3ZM44 257H48V256H43L42 258L44 259ZM65 257V256H64ZM64 257H62V259L64 258ZM78 257V256H77ZM79 257V258H80ZM200 257V256H199ZM205 257V256H204ZM34 258V257H33ZM39 258H41V257H39ZM40 259L41 261H40V263L38 262V260H37V258L35 259V260H37V262L38 263H36V264H47L48 262H47V260L50 262V260L52 261L51 263L53 264V258L52 259H47V258H45L44 260L43 259ZM57 258V259H58ZM90 257H86V260L87 259H89ZM197 258V257H196ZM201 258H203V257H201ZM213 258V257H212ZM4 259V258H3ZM2 259V260H3ZM56 259V260H57ZM60 260H61V258H59ZM59 259L57 260V261H55V263L57 262L58 264L59 263H61L60 261H59ZM208 259V258H207ZM205 260V259H204ZM209 260V259H208ZM207 260V261H208ZM9 261V260H8ZM59 261V262H58ZM47 262V263H46ZM192 262V261H191ZM205 261H203V263H204ZM1 263V262H0ZM200 263V262H199ZM8 264V263H7ZM186 264V263H185ZM202 264V263H201Z\"/></svg>", "mask_w": 264, "mask_h": 264}]
</instances>
